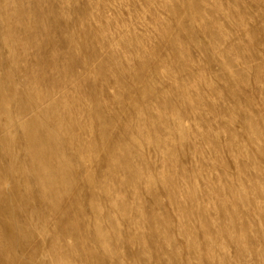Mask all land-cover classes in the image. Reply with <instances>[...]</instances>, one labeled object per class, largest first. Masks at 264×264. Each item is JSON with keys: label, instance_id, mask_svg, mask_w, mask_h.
<instances>
[{"label": "rangeland", "instance_id": "1", "mask_svg": "<svg viewBox=\"0 0 264 264\" xmlns=\"http://www.w3.org/2000/svg\"><path fill=\"white\" fill-rule=\"evenodd\" d=\"M0 264H264V0H0Z\"/></svg>", "mask_w": 264, "mask_h": 264}]
</instances>
